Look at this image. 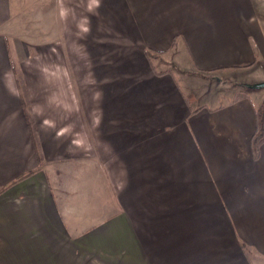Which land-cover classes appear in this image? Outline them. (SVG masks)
Listing matches in <instances>:
<instances>
[{"label": "crops", "instance_id": "0c3cea01", "mask_svg": "<svg viewBox=\"0 0 264 264\" xmlns=\"http://www.w3.org/2000/svg\"><path fill=\"white\" fill-rule=\"evenodd\" d=\"M48 1L35 25L70 58L120 46L100 51L96 102L66 66L63 144L12 64L23 19L0 0V264H264V92L215 86L264 82V0Z\"/></svg>", "mask_w": 264, "mask_h": 264}, {"label": "rangeland", "instance_id": "374dc122", "mask_svg": "<svg viewBox=\"0 0 264 264\" xmlns=\"http://www.w3.org/2000/svg\"><path fill=\"white\" fill-rule=\"evenodd\" d=\"M49 7L50 2L48 0H12L11 13L13 15L19 14V18H21V20L23 19V21L20 20L22 26H16L13 30V32L18 34L21 39L17 42L15 37H10L9 45L13 66L18 69V63H23L24 71L26 70L29 74L26 75V77L29 78L28 82L32 85L35 82L41 84L40 86L43 90L39 92L40 96L37 94V91H32L33 93H36V95H34L36 105L40 109V113L43 117L50 116L49 120L51 121L48 122H51L52 130H63L62 132H65L63 137H61L62 139L58 141L63 142L64 144L66 137V117L68 112L66 108V83L62 77H64L66 66L69 65L74 68V75H70V80L67 82L68 84L71 82L81 85L82 83L87 84L84 85L88 87L87 90L81 89V86H78V91L75 92L78 98L81 99V95H85L86 99H90V102H92V99L96 102V98H98L96 88L100 80L99 78L103 74L102 70L100 71L99 66H101L100 62L106 60L101 57L104 53H101L100 51L113 45L119 48L120 44H89L76 42L74 44V49L70 47L71 44L69 46L70 53L72 50L74 54L73 59L70 58L68 56L69 52L66 42L60 36H56L55 32L52 33L51 30L55 31V29L48 26L40 27L39 25H35V19L38 18V14L41 12L48 13ZM50 36L54 37L50 38ZM18 46L21 47L22 51L17 50ZM158 61L159 60H153V62L156 63ZM33 68H43L46 74H41L39 76L41 77L39 81H32L31 73ZM48 71L49 75L47 73ZM50 72L52 74H50ZM55 74L58 76L56 82L49 79L51 75ZM23 77L24 75H19L20 79ZM259 77L261 79V76ZM248 78H250V80H246V82L240 80H235V82H227L225 80L215 81V86L224 90V93L227 94L228 97L233 98L238 96L241 91L252 92V90L255 89V83L260 82L259 80H251V77ZM50 82L54 84H51ZM258 89L263 90L262 92H264V89ZM263 103L264 98L261 105ZM71 113L72 111H70V114ZM80 113L81 110L78 115ZM92 113L93 110H91V114ZM76 114L77 112H74V115ZM75 125L76 124H74V126Z\"/></svg>", "mask_w": 264, "mask_h": 264}, {"label": "trees", "instance_id": "16d2710c", "mask_svg": "<svg viewBox=\"0 0 264 264\" xmlns=\"http://www.w3.org/2000/svg\"><path fill=\"white\" fill-rule=\"evenodd\" d=\"M147 54H149L150 57V55L152 56L155 55L156 53L147 51ZM256 114H257V130L252 139V145L255 149H257L264 141V103L257 109ZM26 176L27 175H23L21 176V178H24Z\"/></svg>", "mask_w": 264, "mask_h": 264}, {"label": "water", "instance_id": "95a60500", "mask_svg": "<svg viewBox=\"0 0 264 264\" xmlns=\"http://www.w3.org/2000/svg\"><path fill=\"white\" fill-rule=\"evenodd\" d=\"M254 87L255 88H264V82L256 84Z\"/></svg>", "mask_w": 264, "mask_h": 264}]
</instances>
